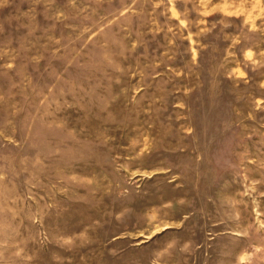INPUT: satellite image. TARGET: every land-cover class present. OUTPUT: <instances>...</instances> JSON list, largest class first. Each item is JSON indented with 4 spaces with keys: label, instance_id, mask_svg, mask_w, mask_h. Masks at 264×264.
<instances>
[{
    "label": "rangeland",
    "instance_id": "374dc122",
    "mask_svg": "<svg viewBox=\"0 0 264 264\" xmlns=\"http://www.w3.org/2000/svg\"><path fill=\"white\" fill-rule=\"evenodd\" d=\"M0 264H264V0H0Z\"/></svg>",
    "mask_w": 264,
    "mask_h": 264
}]
</instances>
